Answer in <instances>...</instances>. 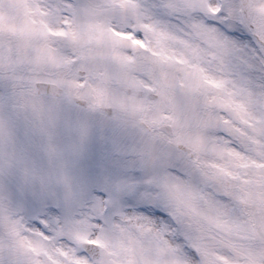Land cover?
Wrapping results in <instances>:
<instances>
[{"label": "snow or ice", "instance_id": "6c2138e0", "mask_svg": "<svg viewBox=\"0 0 264 264\" xmlns=\"http://www.w3.org/2000/svg\"><path fill=\"white\" fill-rule=\"evenodd\" d=\"M0 264H264V0H0Z\"/></svg>", "mask_w": 264, "mask_h": 264}]
</instances>
